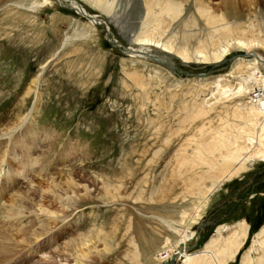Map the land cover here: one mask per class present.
I'll use <instances>...</instances> for the list:
<instances>
[{"label": "rangeland", "instance_id": "obj_1", "mask_svg": "<svg viewBox=\"0 0 264 264\" xmlns=\"http://www.w3.org/2000/svg\"><path fill=\"white\" fill-rule=\"evenodd\" d=\"M54 1L0 0V210L14 194H29L41 185L38 198L50 211L38 212L37 220L35 208H24L20 221L7 218L10 227L0 220V264H183V254L155 258L178 237L164 219L177 227L187 219L194 231L186 242L189 253L206 252L218 238L220 249L229 241L224 239L228 229L247 222V239L229 262L240 264L246 250L255 249L253 240L264 239V234L256 236L264 227V158L248 159L244 170L216 186L213 173L219 168L209 173L195 151L202 142L235 133L234 97L216 100L215 81L224 76L235 86L233 64L264 56V46L250 51L233 46L217 61L183 63L173 57L170 68L149 59L141 48L145 44L127 37L140 31L143 0H121L123 28L87 0L77 1L93 14L91 21ZM210 1L216 7L221 0ZM35 3L40 5L31 7ZM183 3L184 20L173 24L175 42L206 23L193 0ZM234 6L230 20L262 22L264 0H236ZM190 16L198 18L196 27L185 22ZM193 37L190 49L196 44ZM252 72L245 69V74ZM250 85L243 105L257 104ZM204 102L208 111L195 115ZM73 175L79 185L76 203L69 200L65 181ZM103 184L112 193L118 187L113 198L103 196ZM43 221L51 229L36 239L33 233ZM28 223L34 226L25 242L20 233ZM97 227L103 228L99 237L81 243L78 236ZM4 228L11 239L4 238ZM74 237L69 250L60 249ZM69 252L73 255L65 260ZM261 255L254 250V259Z\"/></svg>", "mask_w": 264, "mask_h": 264}, {"label": "bare ground", "instance_id": "obj_2", "mask_svg": "<svg viewBox=\"0 0 264 264\" xmlns=\"http://www.w3.org/2000/svg\"><path fill=\"white\" fill-rule=\"evenodd\" d=\"M44 1L45 2L43 3H49V4L55 2L54 0H44ZM87 1L103 9L105 12L109 14L110 19H112L115 23H118V25L120 27L122 26L123 28L122 25L124 22L123 14L125 12V9L120 10V6L122 2L121 0H112V1L87 0ZM59 2L61 4L64 3L70 7L78 6L77 0H59ZM235 2L236 0H221L220 2L218 1L217 3H215L216 7H214V3L212 4L210 0H193L194 5L197 7L198 14L202 18H204V21L202 22H206V23H204L205 25H203V27L196 29L197 28L196 25L199 24L198 18L194 16L191 18L190 16L188 19H186L185 22L190 25H195L194 27L196 28L193 29L191 28L187 30L183 34L182 41L175 42V36H177L178 34L176 35V33L173 32V28H174L173 24H175L177 21L184 20L182 19L183 7H184L183 0H143L144 7L141 6V14L144 11L145 13L144 16H141L142 26L140 27V31L136 32L133 35L127 33V37H129L132 43L145 44L144 46H141V48L144 49L143 51H146L147 53L149 52L152 53L154 52L152 48L158 49L157 47H159L158 50L163 52L174 53L176 56L179 57V59L181 58L182 61H190L192 59H195V61L196 60L217 61L221 59L223 56H225V54L229 53V50H231L233 46H240L248 51L252 50V46H258V45L264 46V23H263L264 17L261 16L262 22L260 24L259 23L256 24L253 22H248L247 24H244L245 21L244 22L242 21L243 23H239L237 22L238 20L237 21L230 20L231 19L230 14H232V12L235 11L236 9V7L234 6ZM56 3H58V1H56ZM38 5L40 4L35 3L31 7H36ZM218 9L224 12L221 11V13H217L216 10ZM167 18H169L168 21L169 23L167 22ZM167 28H170L171 30H168ZM196 30H199V33H196L195 32ZM201 30L203 31L204 36H206V38L202 37L203 35L201 34ZM195 35L198 36V39ZM193 36L196 37V41H195L196 44L195 46L192 47V49H190L188 48V46L191 45L190 42ZM114 41H113L114 43L120 44L118 42V39H115ZM148 44L149 45L155 44L156 46L154 47L153 45V47H147L146 45ZM172 50L175 51L171 52ZM136 51H138V49L135 50V52ZM155 55H157L156 57L159 60H163V61L170 60V58L165 57V55L156 54V53ZM165 66L172 68V66L169 64H165ZM233 66H234V70L230 73L231 74L230 76H233L235 80L238 79L237 84L234 86L233 84L224 82L223 79L224 76L221 79H218L217 81H215V88L218 92V96L216 95L214 96V98L216 100H222L223 102L225 101V99L226 100L229 98L232 99L234 97L233 102H235L236 104L231 105L230 107L232 108L231 117L233 118V120L235 118L239 119V123L237 122L232 125L233 127H235V133L231 135L224 133V139L219 137L215 140H210L207 143L202 142L197 146L196 148L197 150L195 151L197 157L199 158L198 164L200 165L203 164L207 166L209 173H211L210 171L215 172V170L219 168L220 172L213 173L215 174L213 175V182L214 185L216 186L221 185V183L225 179H230L233 176L238 175L242 170H244L246 168V163L249 161L248 159H254L256 157L264 158V75L260 73V69L264 68V56L260 54H254L253 58L237 59V64L235 62ZM245 69H248L250 71L253 70V72L251 74H245ZM245 78H248L250 81H254L256 85L254 84L252 86L248 84L247 82H245ZM259 83H262L263 85H260ZM237 85L239 86L236 87ZM249 85L252 87V89L250 88V92L253 93L252 97L257 100V104L249 102V104L243 105L240 102L242 101V99L245 100L246 97L245 93L247 92L249 93V89H248ZM254 86L257 87L253 89ZM219 102L220 101H218V103ZM205 106H206V102H204V104H201L200 108L196 110L195 115L205 114L208 111V108H210L207 106L206 109ZM251 134L253 135V137ZM241 139L247 140L249 144L247 145L245 143V140L243 141V143L240 142ZM22 143L24 144V142ZM215 153L216 154L218 153V155H216ZM2 160L6 164H8L9 162L3 157ZM34 161L32 160V162ZM9 167L11 168V166ZM7 172L9 173V171ZM203 175L204 173L200 175L199 179ZM75 177L76 175H73L65 179L66 183L68 184V187H70L69 188L70 191L68 192V198L69 200H72L74 202L77 200L75 194L78 193L77 192L78 188L76 186H79L78 184H76ZM84 180L87 181V179ZM90 185L91 184L85 186L86 188L91 189ZM104 186L105 188H104L103 196L108 197L109 195L113 198L116 195V191H118V187L116 191L112 193L109 187H107L106 185ZM40 190H41V185H39V188L35 187L29 194H26L25 190L24 192L20 191L14 194L13 198L10 201L4 202L2 209L0 210V220H2L4 223H10V225H8L10 227L12 226L11 221H13L11 219L15 218L14 220L20 221V219L24 218L22 216L25 213L24 208L25 209L35 208L34 211H37L36 212L37 220L40 219L41 217L40 213L38 212L49 213L50 211L46 207L44 201L38 198ZM183 214L185 215L186 213L183 212ZM7 218H10L11 221L10 222L6 221ZM41 220L44 219L42 218ZM164 222L167 223L168 227L171 228L172 231L177 233L178 237L176 238L173 245H171L166 249L159 250V255L158 253H156L157 255L155 256V258L158 259L159 261L169 259L175 253H177L176 256L183 254V256L185 257L183 264H229L230 260L234 259L239 249H241V247L244 245L247 239V235L249 234L248 233L249 226H247V222L243 221L242 223L230 227L228 229L227 231L228 235L225 236L224 239H229V241L223 243L224 246H222L220 249H218L215 246V243L220 241L218 238V239H212L211 241L212 246L208 248L206 252L196 251L193 253H189L187 251L188 247L186 245V242L190 237H192L194 231L190 229L188 225L189 222H187V219H184V222L180 223V226L182 227L180 226L177 227L178 224L176 222L170 221L168 219H164ZM33 226L34 223H28L22 226L20 234H21V239L25 240V242L29 241L26 236V232H28L29 230L31 231V228ZM6 229H5L6 231L5 234L7 235L4 238L11 239L12 234L10 233V229L9 228ZM49 229H51L50 222L45 223V221H43V224L37 227L35 229L36 232H34L33 234L36 238L37 235H42L43 233H47ZM218 229L224 230L222 226H219ZM102 230H103L102 227L101 228L97 227L94 228L93 230L92 228H90L85 233L78 236L79 237L78 239H81L82 240L81 243L85 245L90 241H92L93 235H97L99 237V234ZM263 234H264V227L256 234V236L259 238ZM73 241L74 242L77 241V238L74 237L70 239L69 241L64 243L60 249L69 250L68 247L73 243ZM257 244L259 246H257ZM252 246H254L255 249H252L251 247L249 248V250L247 249L242 256L240 264H264V239L262 240L254 239L252 242ZM254 250H258V251L261 250L262 255L254 259L253 258ZM49 254L52 257V254H54V252L51 251ZM71 255H73L72 252L66 254L65 260H67ZM83 256L85 257V255ZM73 264H77V261H75V263Z\"/></svg>", "mask_w": 264, "mask_h": 264}, {"label": "water", "instance_id": "obj_3", "mask_svg": "<svg viewBox=\"0 0 264 264\" xmlns=\"http://www.w3.org/2000/svg\"><path fill=\"white\" fill-rule=\"evenodd\" d=\"M58 1V5H60V6H64L63 4H61L60 2H59V0H57ZM77 5L78 6H76V7H71V8H75L76 10H78L82 15H84V16H86L88 19H90V21L91 20H93V17H92V15L93 14H90L89 12H87L86 11V9L84 8V6L80 3V2H78L77 1ZM66 6V5H65ZM69 7V6H68ZM107 30V33L109 34V29H106ZM125 48V47H124ZM125 50H126V48H125ZM143 53H145V52H143ZM161 54V55H165V57H168V58H173V57H178V56H176L175 54H173V53H169V52H163V51H160V50H158V49H156L154 52H152V53H147L146 54V56L147 57H149V59H154V60H156V61H158V63H160V64H162V65H165V64H169V65H171V66H173V63L172 62H170L169 60L168 61H163V60H159L155 55H153V54ZM143 55H145V54H143ZM181 62H183V63H187L186 61H182L181 60Z\"/></svg>", "mask_w": 264, "mask_h": 264}]
</instances>
